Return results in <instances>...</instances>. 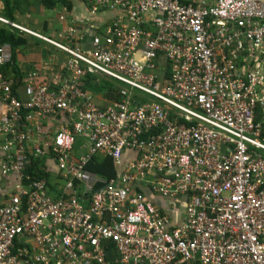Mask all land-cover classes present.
<instances>
[{
  "label": "built area",
  "instance_id": "1",
  "mask_svg": "<svg viewBox=\"0 0 264 264\" xmlns=\"http://www.w3.org/2000/svg\"><path fill=\"white\" fill-rule=\"evenodd\" d=\"M86 2L118 12L87 49L73 26L63 44L0 16L66 54L19 93L0 45V177H15L0 264H264V0ZM87 74L121 84L119 99L98 104ZM98 153L115 177L88 169ZM150 194L183 206L181 222Z\"/></svg>",
  "mask_w": 264,
  "mask_h": 264
},
{
  "label": "crops",
  "instance_id": "2",
  "mask_svg": "<svg viewBox=\"0 0 264 264\" xmlns=\"http://www.w3.org/2000/svg\"><path fill=\"white\" fill-rule=\"evenodd\" d=\"M117 13V10L105 8L91 13L90 5L86 0H6V2L0 0L1 17L24 26L55 42L68 44L65 38V30L68 26H73L77 36L76 45L80 49L90 48L93 36L97 34H101L102 36L114 22ZM0 28L13 32L15 38L20 39V43L15 47H12L9 42L2 43L11 48V61H9L5 67L8 66V64H10V66L14 65L16 72H18V74H16L14 71H8L9 77L16 83L19 93H22V83L28 79L33 71L37 72L39 76L37 79L38 81L43 80L44 77L42 74L46 76L48 75V70H57L58 64L52 58L55 57L58 58V60L65 58V52L44 38L22 32L4 23H0ZM10 66H8L9 70L11 69ZM16 75H21L20 80ZM96 77L100 78L103 76L96 75ZM117 85H119V89L121 84L117 83ZM92 95L98 104L111 100L100 93ZM3 112L4 107L0 105V117ZM62 117V115L55 114V116L50 119V122H53L57 128L61 125ZM255 117L261 127L260 141L264 143V111L257 108ZM78 141L80 142L81 140ZM259 152L264 156V150H259ZM1 156L2 153L0 150V158ZM95 157H104V155L98 153ZM34 168L36 176L39 178H46L49 183H51L50 180H55L56 165L52 160L39 158L36 160ZM9 178L15 179L14 176ZM9 178L0 177V204L6 201L8 194L12 191L13 180ZM150 197L157 206L167 210L171 225H177L181 222L183 206L174 208L169 205L165 199L153 196L152 194H150ZM111 256H113V254Z\"/></svg>",
  "mask_w": 264,
  "mask_h": 264
},
{
  "label": "trees",
  "instance_id": "3",
  "mask_svg": "<svg viewBox=\"0 0 264 264\" xmlns=\"http://www.w3.org/2000/svg\"><path fill=\"white\" fill-rule=\"evenodd\" d=\"M6 2V0H4ZM3 42H9L12 47H15L20 43L19 38H15V34L9 30L0 28V44ZM10 66V64H8ZM8 66L3 67V73L7 76L9 75L8 71H14L16 74V69L13 66H10V70L8 69ZM17 78L20 80L21 75H16ZM118 86L117 82H113V80L104 78V77H96L91 74H87L84 77V88L90 91L92 94L100 93L104 97L111 99V100H117L119 99L118 95ZM36 162H34L33 167H35ZM88 169L91 171H94L95 173L102 175L104 177H115L117 175V168H115L113 161L111 158L104 156V157H94L92 161L88 164Z\"/></svg>",
  "mask_w": 264,
  "mask_h": 264
}]
</instances>
